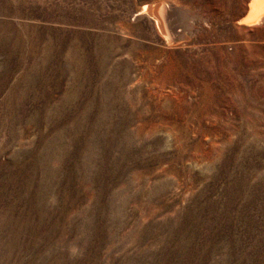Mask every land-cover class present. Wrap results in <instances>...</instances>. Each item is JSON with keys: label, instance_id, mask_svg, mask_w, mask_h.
Listing matches in <instances>:
<instances>
[{"label": "rangeland", "instance_id": "374dc122", "mask_svg": "<svg viewBox=\"0 0 264 264\" xmlns=\"http://www.w3.org/2000/svg\"><path fill=\"white\" fill-rule=\"evenodd\" d=\"M247 1L0 0V264H264Z\"/></svg>", "mask_w": 264, "mask_h": 264}, {"label": "bare ground", "instance_id": "6f19581e", "mask_svg": "<svg viewBox=\"0 0 264 264\" xmlns=\"http://www.w3.org/2000/svg\"><path fill=\"white\" fill-rule=\"evenodd\" d=\"M147 15L156 28L160 37L168 44L174 40L176 34L170 22V11L165 8L162 2L144 5L134 16ZM237 25L245 27L264 26V0H248L238 13ZM175 41V40H174ZM179 42V41H178Z\"/></svg>", "mask_w": 264, "mask_h": 264}]
</instances>
